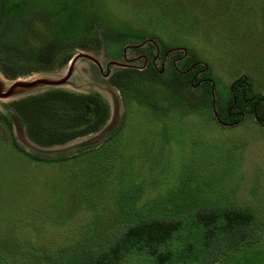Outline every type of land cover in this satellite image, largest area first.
Instances as JSON below:
<instances>
[{
  "label": "rangeland",
  "instance_id": "obj_1",
  "mask_svg": "<svg viewBox=\"0 0 264 264\" xmlns=\"http://www.w3.org/2000/svg\"><path fill=\"white\" fill-rule=\"evenodd\" d=\"M31 1L64 16L56 28L32 9L25 32L0 21V60L23 74L9 80L0 70V93L16 81L67 78L69 65L33 60L49 41L92 59L79 57L62 85L0 98V264H81L153 220L180 223L178 237L155 247L173 255L166 264H264V127L250 111L228 109L232 86L246 78V107L258 96L264 111V0ZM120 69L154 70L155 100L113 86ZM58 89L101 95L110 117L97 133L40 147L11 103ZM116 112L117 127L95 143ZM14 140L40 159L70 160L34 162ZM235 209L252 213V226L230 229L223 214ZM211 214L209 232L200 217ZM121 264L159 263L127 253Z\"/></svg>",
  "mask_w": 264,
  "mask_h": 264
},
{
  "label": "trees",
  "instance_id": "obj_2",
  "mask_svg": "<svg viewBox=\"0 0 264 264\" xmlns=\"http://www.w3.org/2000/svg\"><path fill=\"white\" fill-rule=\"evenodd\" d=\"M32 9H35V12H47L52 17V24H55L56 28L59 27L60 17L63 18L64 16L60 12L37 5L31 0H0V21L4 19L8 31H31L33 28L30 22L27 23V15L33 12ZM61 28L64 29L65 26H61ZM8 40L3 44L7 46L9 42H16L13 39ZM22 42H25V44L29 42L27 36H24ZM47 44L46 48L35 52L34 61L50 69L63 68L73 59L65 56L64 53H59L54 47L55 42L51 43L49 41ZM7 64L8 61L0 60V70L7 79L16 80L23 75L19 72L14 73ZM153 71L151 69L149 72L143 73L138 70L120 69L110 78V83L122 91L124 95L129 94L131 91L134 96H138L144 103H151L155 100V87L161 85L158 74ZM245 85H247L246 78H241L232 86L234 97L228 109L229 111L233 109L250 111L259 124L264 127V111L259 112L257 110L262 103V99L258 96L254 98L251 101L254 102L252 109H248L246 107L248 101L245 97V90L242 89L249 86L245 87ZM11 107L20 120L24 122L29 139L40 147L64 145L78 138L97 133L106 125L110 117V107L101 95L76 94L59 89L14 101L11 103ZM0 117L4 118L2 115ZM234 124H237V122ZM14 147L34 162L51 164L65 163L70 160L68 158L59 160L40 159L28 154L15 140ZM223 217L230 229L247 228L252 226L255 221V216L252 213L240 209L226 211ZM217 218L215 214L200 217L202 222H205L206 227L208 226V229L216 224ZM179 228L180 223L175 222V220H153L132 226L106 251L86 258L85 262L83 261L81 264H121L127 253L156 258L159 264H166L172 259L173 255L160 253L155 247L165 246L175 237H178ZM211 230L213 228L209 229V232ZM61 264H65V262Z\"/></svg>",
  "mask_w": 264,
  "mask_h": 264
},
{
  "label": "water",
  "instance_id": "obj_3",
  "mask_svg": "<svg viewBox=\"0 0 264 264\" xmlns=\"http://www.w3.org/2000/svg\"><path fill=\"white\" fill-rule=\"evenodd\" d=\"M79 57H87V58H90L92 59L90 56L88 55H85V54H81V55H77L75 56L71 61L70 63L68 64L69 65V71H68V76L65 80L61 81V82H52V81H48V80H45V79H38V80H32V81H28V82H14L9 91L5 94L3 93H0V98H7L9 97L12 92L14 90H17V89H29V88H33L35 86H38V85H49V86H58V85H62L63 83H65L69 77L71 76L72 74V70L74 68V65L76 63V61L78 60ZM109 75V73H108ZM13 121H14V126H15V129H16V132L18 134V139L20 142H24V137H23V134H22V130L20 129V122L17 118H13ZM117 124H118V112L115 113L114 117H113V121L112 123L106 127L105 129H103L101 131V133L95 137V139L93 140L95 143L97 142H100L106 135H108L110 132H112L116 127H117Z\"/></svg>",
  "mask_w": 264,
  "mask_h": 264
}]
</instances>
